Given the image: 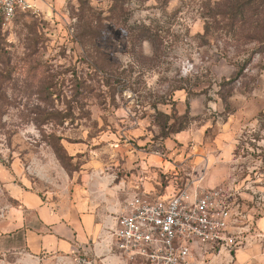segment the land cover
Segmentation results:
<instances>
[{"label": "rangeland", "instance_id": "374dc122", "mask_svg": "<svg viewBox=\"0 0 264 264\" xmlns=\"http://www.w3.org/2000/svg\"><path fill=\"white\" fill-rule=\"evenodd\" d=\"M30 4L0 10V219L16 190L63 210L84 198L113 216L106 256L126 264L114 210L135 193L264 183V0ZM19 251L0 264H31Z\"/></svg>", "mask_w": 264, "mask_h": 264}, {"label": "built area", "instance_id": "2783aa9c", "mask_svg": "<svg viewBox=\"0 0 264 264\" xmlns=\"http://www.w3.org/2000/svg\"><path fill=\"white\" fill-rule=\"evenodd\" d=\"M30 7V0H0L5 19ZM238 193L231 188L136 193L116 216L115 249L132 264H195L211 248H240L249 225ZM77 261L92 264L85 256Z\"/></svg>", "mask_w": 264, "mask_h": 264}, {"label": "crops", "instance_id": "0c3cea01", "mask_svg": "<svg viewBox=\"0 0 264 264\" xmlns=\"http://www.w3.org/2000/svg\"><path fill=\"white\" fill-rule=\"evenodd\" d=\"M251 182L254 184H248L251 185L252 192L242 190L235 184L229 188L238 191L240 199H243L241 195L244 194L250 197L249 201H252V194L258 192L264 202V183ZM14 195L19 200L20 209H8L6 216L0 219L1 254L10 251L20 253L16 251L22 249L25 254L33 257L31 264H43L44 257L51 254L55 256L65 253L76 256L77 253L83 252L92 258L89 259L92 264L93 261L112 264L106 255L107 252L113 254L114 250L110 252V249L106 248L105 239L108 237L106 228L111 224L113 216L108 219L102 210H96L84 198L80 202H72L67 210H63L28 190H16ZM239 203L241 206V200ZM123 209L116 208V216ZM241 209L248 216L246 243L230 252L211 248L206 256L198 257L195 264H264V209L260 217H254L251 210L242 206ZM28 214L34 220L28 219ZM18 233L22 235L21 243L14 239ZM124 259L126 264H129V261Z\"/></svg>", "mask_w": 264, "mask_h": 264}, {"label": "trees", "instance_id": "16d2710c", "mask_svg": "<svg viewBox=\"0 0 264 264\" xmlns=\"http://www.w3.org/2000/svg\"><path fill=\"white\" fill-rule=\"evenodd\" d=\"M242 13V12H241Z\"/></svg>", "mask_w": 264, "mask_h": 264}]
</instances>
